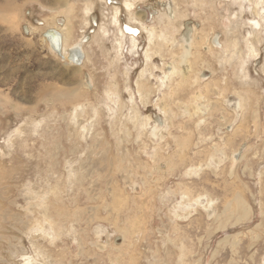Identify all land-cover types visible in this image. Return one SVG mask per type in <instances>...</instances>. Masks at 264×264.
<instances>
[{"label":"rangeland","instance_id":"1","mask_svg":"<svg viewBox=\"0 0 264 264\" xmlns=\"http://www.w3.org/2000/svg\"><path fill=\"white\" fill-rule=\"evenodd\" d=\"M69 1L60 8L53 0H0V264H26L21 256L34 255L28 231L40 214L53 216L58 229L53 242L34 238L47 253L44 264H160V259L168 264H264V0ZM54 8L70 13L56 16ZM130 17L140 20L132 23ZM165 17L175 26V43H156L162 51L147 63V34L133 35L131 48L124 26L168 34L172 29H162ZM252 20L261 26L254 33L248 26ZM65 22L68 46L86 54L81 65L60 60L43 41L44 31L64 29ZM186 26L194 41L188 58L192 71L185 84L174 87L178 76L171 90L159 92L155 87L165 66H186L176 59ZM116 27L124 38L120 49L114 43L121 36ZM248 45L255 57H249ZM136 83L144 86L142 96ZM238 95L244 111L237 116ZM197 96L200 103L216 100L219 105L204 117L207 130L196 126L198 117L183 113ZM215 118L227 120L223 125L229 128H220ZM157 120H167L172 134L166 132L158 145L148 127L140 128L145 121L153 128ZM133 121H139L137 129ZM125 128L131 130L128 137ZM199 131L205 136L201 143ZM226 132L233 134L228 138ZM172 136L185 140L181 151ZM221 136L226 147L213 148ZM221 148L227 159L217 167ZM232 152L242 156L234 176L229 175ZM202 164L199 177L189 178V168ZM156 167L164 173L156 174ZM181 186L189 189V203L208 192L215 211L192 203L197 213L174 218L186 203ZM236 197L250 215L247 223L231 226ZM199 200L204 203L203 197ZM217 216L223 230L216 229ZM170 241L184 245L185 259H179L180 249Z\"/></svg>","mask_w":264,"mask_h":264},{"label":"bare ground","instance_id":"2","mask_svg":"<svg viewBox=\"0 0 264 264\" xmlns=\"http://www.w3.org/2000/svg\"><path fill=\"white\" fill-rule=\"evenodd\" d=\"M132 1V0H131ZM53 2L55 3V5H57V6H59L60 8H62V7H64V6H66L67 4H68V2H70L69 0H53ZM63 3V4H62ZM105 3L106 4H108L109 3V1L108 0H105ZM127 4H125V7L127 8V9H129L130 7H131V3H128V2H126ZM110 5V4H109ZM162 6H164V7H166L164 4L162 5ZM6 9V8H5ZM13 10V9H12ZM66 13H70L69 12V10H64ZM64 11H59V9H57V8H54L53 10H52V12H54V15H56V16H60V15H67ZM166 11V10H165ZM116 12V11H115ZM131 12V11H130ZM129 13V12H128ZM167 13V12H166ZM106 14V13H105ZM171 14H172V11L171 10H168V18H171ZM133 15V14H132ZM152 16V15H151ZM260 17H264V10L262 11V13H261V16ZM131 18V17H130ZM129 18V19H130ZM91 22H93V24L95 25V22H94V17H91ZM106 19V18H105ZM116 19V18H115ZM115 19L113 20V22H111V23H114V21H115ZM54 20V19H53ZM140 19H138V17L136 18V17H132L131 18V22L132 23H137V21H139ZM162 20V19H161ZM165 20H166V22H165ZM263 21V20H262ZM163 23H165L164 24V26H162V29H165L166 28V30L165 31H167V33H168V31L169 30H171L172 29V32L171 33H168V34H166V33H163V31L161 30V31H159V30H155V29H152V30H150V28L149 29H147V28H145V27H143V26H141L140 28H134V26L133 25H129V24H126L125 26H124V32H126L127 33V35L128 34H130L129 36H131L130 37V45H131V48H134V46H135V42H136V40H135V37H133V35L135 36V35H137V34H139L140 33V31L141 32H145L146 34H147V41H148V47L146 48V51H145V54H144V56H145V59L147 60V63H150V61H151V57L153 56V55H155V53L157 54L158 53V51L159 52H161L162 51V48H160V46L158 45L157 46V44L156 43H159V42H162V43H166V44H168V43H170V45H172L173 46V44L175 43V41H173L172 40V37H173V33H174V31H175V26L172 24V23H170L171 21H170V19L168 20V19H166V17H165V19H164V21H162ZM110 23V24H111ZM116 23H117V21H116ZM144 24V23H143ZM142 24V25H143ZM50 25V24H49ZM51 25H53V23L51 24ZM66 22H65V25H63L64 27V29H61V30H59V31H57V30H55V29H51L50 28V30H53V31H55V32H58V34L60 35V46H58V43L57 42H55L53 39H51V40H49V39H44L43 41L48 45V48H49V50L56 56V57H58L60 60H62V61H65L66 63H68V64H73V65H81V63H82V61H83V59L85 58L86 59V54L84 55L83 54V52H82V50H81V48L79 47V46H68V43H69V35L68 34H65V32H64V30H66L67 29V27H66ZM93 25V26H94ZM140 25V24H139ZM68 26V25H67ZM107 26V25H106ZM113 26V25H112ZM117 26V25H116ZM185 26V25H184ZM248 26H249V28H250V30L254 33L255 31H259V29H260V22H259V20H252V21H250V23L248 24ZM69 27V26H68ZM195 27V26H194ZM62 28V27H61ZM118 30H119V33H120V29H119V27H116ZM123 28V27H122ZM186 29H185V31L184 32H182L183 33V36H182V38H181V46H180V48H181V50H180V52H179V54H180V56H179V58H177L176 57V59H178V60H180L181 61V64H180V62L178 61V63L181 65V66H185V67H181L182 69L181 70H179L178 68H180V67H177V66H175V64H174V62H171V63H169V65H167V66H165L164 67V71L162 72V77L159 79V84H158V86H156L155 87V90L157 89V91H159V90H161L160 88H162V89H170L171 90V87H173L172 86V84L173 83H171L172 81V79L173 78H176V77H178V76H180L179 78H180V81L179 82H174V87H176L177 85H183V84H185L186 82H187V79L189 78V75H190V71H192L191 69H190V66L192 65V62L191 61H189L188 60V58L189 57H191L192 56V47L194 46V41H193V39H191L190 38V36H189V33H190V30H192V28H189V27H185ZM255 30V31H254ZM105 31V30H104ZM45 32V31H44ZM121 32H122V30H121ZM106 34V33H105ZM118 34V33H117ZM191 34V33H190ZM120 35L121 36H119L120 38H118V39H114V43H115V45H116V47L118 48V49H120L121 47H122V45H123V34H121L120 33ZM248 36L250 37V34H248ZM255 36V35H254ZM85 37V36H84ZM116 37V36H115ZM133 37V38H132ZM46 40V41H45ZM86 41H87V39H86ZM84 42V41H83ZM213 42H214V44H216L217 42L219 43V39L217 40V39H215V40H213ZM248 44V43H247ZM218 44H216V46H217ZM171 46V47H172ZM83 47V46H82ZM248 55H251V56H249V57H255L256 55V53H254L255 51H253L252 49H251V47L248 45ZM233 48H234V45H232V50H233ZM154 49H156V52H155V50ZM85 52V51H84ZM233 55V54H232ZM246 57V56H245ZM85 59H84V61H85ZM83 61V62H84ZM175 61V60H174ZM177 61V60H176ZM175 61V62H176ZM177 65V64H176ZM142 76V75H141ZM199 77H200V75H197V79H199ZM200 79H201V81H203V82H205V79H204V76H201L200 77ZM197 82V80H196V78L193 80V84H195ZM140 84V85H139ZM139 84H137L136 83V85H137V89H138V94H140L141 96H142V94H143V92H144V86L141 84V83H139ZM88 86H89V84H88ZM146 91V90H145ZM147 91H148V89H147ZM149 92H151V91H149ZM160 92V91H159ZM177 92V91H176ZM146 94V93H145ZM197 94H199V93H197ZM150 95V94H149ZM162 95H164L165 96V94H162ZM116 96V95H115ZM115 96H114V98H115ZM146 96V95H145ZM194 96H196V95H194ZM216 96L217 97H220L221 96V94L220 93H217L216 92ZM166 97H168V96H166ZM193 97V96H192ZM198 97V99H196V97H195V99H193V101L192 102H190L191 104L190 105H185V107H184V110H183V113H185L186 114V116H188L187 115V113H190V117H198L197 118V124H196V126H198V127H200V126H204L205 127V119H204V117H205V115L206 116H208L209 115V111H214L219 105H217V103H216V100L214 101V102H208V101H206L207 103H200V98H199V96H197ZM238 97H239V101L237 102V106H236V115L238 116V113H242L243 111H244V106H243V104H242V99H243V97H241V96H239L238 95ZM148 98V97H147ZM164 98V97H163ZM170 98V97H169ZM117 100H119V99H117ZM170 100V99H169ZM195 100H197L196 102H195ZM244 100V99H243ZM150 101V100H149ZM246 101V100H245ZM115 103V102H114ZM144 104H147V102H145ZM157 104V103H156ZM118 106H119V101H118ZM157 106V105H156ZM155 106V107H156ZM161 106V104L158 106V107H160ZM158 107H156V108H158ZM119 108V107H118ZM158 110H160V111H162V113L165 115L166 113L168 114V111L166 110V108L164 107H162L161 109L160 108H158ZM227 110V109H226ZM226 110H222L223 112L224 111H226ZM171 111V110H170ZM173 112V111H172ZM171 115H172V113L171 112H169ZM182 113V114H183ZM234 113L232 114V116H234ZM217 116V115H216ZM240 116V115H239ZM162 117V116H161ZM173 117V116H172ZM171 118V117H170ZM174 118V117H173ZM253 118H254V120H257V118H258V116H256V114L253 116ZM131 119V118H130ZM165 119H166V117H165ZM132 120H134V119H132ZM131 120V121H132ZM138 120V119H137ZM163 120V119H162ZM160 121V120H157V122L154 124V126H153V128L151 127V126H149V124H148V122H142L143 124H141L140 126V128L141 129H146L147 127L150 129V137H151V139H153L154 141H155V143L157 144V143H160L161 142V140H163L164 138H165V135H166V132H168V135H172L169 131H168V128H170V123H166V121L165 122H163V121ZM129 121V120H128ZM148 121V120H147ZM225 121H227V120H224L223 121V119H222V121H219L220 123H218V121H217V119L215 118V123H217V125H219V127L220 126H222V127H224L225 125H223V123H225ZM137 122H139V121H137ZM137 122H136V124H135V122L133 121V128L135 129L136 128V126H139V125H137ZM221 122H222V124H221ZM231 122H233L232 120H231ZM179 125H181L180 123H179ZM177 128V127H176ZM180 128V127H179ZM221 128V127H220ZM224 128H229L228 126H225ZM137 129V128H136ZM140 129V130H141ZM204 129H206V127L204 128ZM181 130V129H180ZM182 130H183V128H182ZM207 130V129H206ZM129 131H131V130H129ZM126 128H125V130H123L122 131V133H123V135L125 136V137H128V136H130V133L131 132H129ZM143 131V130H142ZM213 131V130H212ZM211 131V132H212ZM229 131V130H228ZM200 132V131H199ZM232 134L233 133H231V134H229V132H226L225 133V135H226V137L228 136V138L229 137H231L232 136ZM132 137V136H131ZM205 136L204 135H202L201 134V132H200V134H199V139L200 140H198L200 143L203 141V138H204ZM225 138V137H224ZM172 139H175V141H176V148H177V150L178 151H181V149H183V147L185 146V144H186V142H185V140H183L182 138L180 139L179 137H176V136H172ZM177 139V140H176ZM219 140V142H221L220 143V145H217V146H214L213 148H215V147H218V148H220V147H222V148H225L226 147V143H223L222 144V140H223V138H222V136H221V138H219L218 139ZM157 141V142H156ZM159 141V142H158ZM208 141V140H207ZM188 142V141H187ZM198 143H195L194 145H197ZM212 144H214V143H212ZM158 145V144H157ZM213 146V145H212ZM195 148V147H194ZM197 148V147H196ZM221 148V150H220V156H221V159L219 160L218 159V161L216 162V161H214V162H216L215 164L214 163H212V164H214L215 166H217V167H219V164L221 163V162H223L222 160H224V158H226L225 157V152H223V149ZM126 151H127V149H125ZM216 153V152H215ZM218 153V152H217ZM233 153V152H232ZM230 154V156L228 157L229 159H228V161H229V166H230V170H229V175L230 176H234V175H236L237 173L235 172V170H236V168H239V162L241 161V159H242V156L241 155H239V154H236V153H233V154ZM238 153V152H237ZM212 155H214V154H212ZM147 156V155H146ZM153 156H155V154L153 155ZM211 156V155H210ZM217 156V155H216ZM212 157V156H211ZM148 159V158H147ZM154 159V158H153ZM210 159V158H209ZM227 159V158H226ZM216 160V159H215ZM203 161V160H202ZM201 161V162H202ZM209 161H211V160H209ZM155 162H156V165H158L159 163H160V161L159 160H154V164H155ZM211 163V162H210ZM168 165V164H167ZM167 165H166V170L168 171V172H170V173H173L174 172V168H171V167H167ZM221 165V164H220ZM209 166V165H208ZM201 167H203V164H202V166L201 165H197V166H191L190 168H189V175H187V176H189V178L191 177V176H195V177H199V175H200V173L203 171V169L201 168ZM207 168H209V167H207ZM206 169V168H205ZM165 170V171H166ZM160 171V172H159ZM209 171V170H208ZM155 173L156 174H161V173H164V171L161 169L160 170V167H156V169H155ZM186 173V172H185ZM151 175H152V171H147V178H151L152 179V177H151ZM185 175V174H184ZM262 176V173L260 174V179L262 178L261 177ZM192 178V177H191ZM133 183V182H132ZM129 184L131 185L130 186V188H131V190H134V185L133 184H131L130 182H129ZM133 185V186H132ZM144 185V184H143ZM183 189L180 191V197H181V200H182V202L185 200H187V198L189 199L190 197H188V194H190L189 193V189H186L185 188V186H181ZM51 192V191H50ZM171 195H173V192H169ZM201 195V194H200ZM203 197V201H204V203H200L201 201L199 200L200 198H202ZM198 199V201L196 200V203H194V202H191V203H189L188 201H186V203L185 204H181L180 206L183 208L182 210H181V212L180 213H176V214H174V218H177V219H184V220H186V219H189V216H190V214L193 212L194 214L195 213H197V211H196V209H192V203H194L195 205L196 204H200L201 205V207L203 208V209H205V210H207V209H211L213 212L215 211V202H214V200H213V198H212V196H210V194L208 193V192H205L204 191V193H203V195L202 196H200V197H198L197 198ZM215 201H216V199H215ZM198 202V203H197ZM235 202H236V204H237V210H236V213L234 214V215H230V219L229 220H231L232 221V225L231 226H235V225H237V224H243V223H247L248 222V216L250 215V212L247 210V206L245 205V203L242 201V200H240L239 198H235ZM184 203V202H183ZM227 204V203H226ZM226 204H224V205H226ZM176 206V205H175ZM174 206V207H175ZM226 206H229V204H227ZM173 208V207H172ZM177 208V207H176ZM225 209H226V207H225ZM174 210V209H173ZM176 210V209H175ZM179 210V209H178ZM210 210V211H211ZM177 212H179V211H177ZM207 212V211H206ZM45 213V212H44ZM192 213V214H193ZM264 213V211H262L261 212V214H263ZM51 214H53V212L51 213ZM193 214V215H194ZM214 214V213H213ZM45 215V214H44ZM40 216H41V218H40V220H38L37 222H36V225L34 226V227H32V229L31 230H29L28 231V235H29V237H28V239L29 238H31V240H30V242H29V244H30V246L32 247V249L34 250L33 252V254L34 255H27V254H25V255H22L21 256V261L23 262V263H26V264H44L45 263V259H46V257H45V255H47V253L45 254L44 253V251H43V244L41 243V244H39L40 242H38V240L37 239H34L37 235H40V237L42 236V238L41 239H47L48 241H52L53 242V239L55 238V235H54V232L56 231V230H58L57 228L55 229V225H54V223H53V221H54V219H53V216H51V215H49V214H47V217H45V216H43L42 214H40ZM224 216H226L225 214H224ZM173 218V217H172ZM172 218H171V220H172ZM220 217H215L214 218V220H213V222H215V223H219L217 226H216V229H217V227H218V230L220 229V230H223L224 228H225V226L223 225L224 224V221L222 222V220L220 219V221H218V219H219ZM174 220V219H173ZM175 221V220H174ZM218 221V222H217ZM176 222H177V220H176ZM212 222V223H213ZM56 223V222H55ZM190 223H192V221H190ZM176 228H177V226H176ZM66 230V229H65ZM101 229H99V231H100ZM98 231V233H100ZM175 231H176V229H175ZM58 233V232H57ZM65 233V232H64ZM72 233V232H71ZM162 233V232H161ZM165 233V232H164ZM163 233V234H164ZM56 234V233H55ZM75 235V234H74ZM165 235H163V237H164ZM165 238V237H164ZM181 238V237H180ZM40 239V238H39ZM67 239V238H66ZM166 239V238H165ZM96 241V240H95ZM38 242V243H37ZM74 243V242H73ZM72 243V244H73ZM170 243L174 246V247H177L178 246V248L180 249V252H179V259L182 261V259L184 258V256H185V247H184V245L182 244V243H174V242H172V241H170ZM51 244V243H50ZM99 244V243H98ZM232 244L235 246L236 244H237V242L234 240L233 242H232ZM48 245V244H47ZM53 245V244H52ZM77 245V244H76ZM75 245V246H76ZM30 246L28 247V248H30ZM96 246V245H95ZM54 247V246H53ZM112 249V248H111ZM166 249H168L167 248V246H165L164 247V251H166ZM47 250V249H46ZM163 251V252H164ZM169 253H170V250H169ZM168 253V254H169ZM172 254V253H171ZM166 255H167V253H166ZM165 255V256H166ZM168 256V255H167ZM252 260H253V258H252V256L250 257ZM48 259V258H47ZM155 259V258H154ZM185 259V258H184ZM155 260H157V259H155ZM250 260V259H249ZM160 261H161V263L160 264H168V259H166V260H161L160 259ZM48 262V261H47ZM252 262H254V260L252 261ZM49 263V262H48ZM49 264H51V263H49ZM247 264V263H246Z\"/></svg>","mask_w":264,"mask_h":264},{"label":"water","instance_id":"3","mask_svg":"<svg viewBox=\"0 0 264 264\" xmlns=\"http://www.w3.org/2000/svg\"><path fill=\"white\" fill-rule=\"evenodd\" d=\"M43 37L49 40L53 39L55 42L58 43V46H60L61 41H60V35L58 34V32L48 29L43 33Z\"/></svg>","mask_w":264,"mask_h":264},{"label":"flooded vegetation","instance_id":"4","mask_svg":"<svg viewBox=\"0 0 264 264\" xmlns=\"http://www.w3.org/2000/svg\"><path fill=\"white\" fill-rule=\"evenodd\" d=\"M105 1V0H104Z\"/></svg>","mask_w":264,"mask_h":264}]
</instances>
